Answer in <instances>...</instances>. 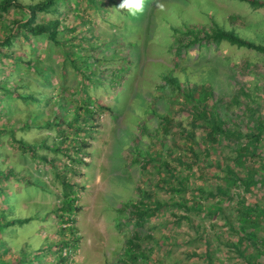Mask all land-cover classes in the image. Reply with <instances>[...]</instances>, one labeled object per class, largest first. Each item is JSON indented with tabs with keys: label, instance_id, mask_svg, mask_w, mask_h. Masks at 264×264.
Returning a JSON list of instances; mask_svg holds the SVG:
<instances>
[{
	"label": "trees",
	"instance_id": "1",
	"mask_svg": "<svg viewBox=\"0 0 264 264\" xmlns=\"http://www.w3.org/2000/svg\"><path fill=\"white\" fill-rule=\"evenodd\" d=\"M101 1L85 0V3L101 9L104 5ZM198 1L195 0V4ZM239 1L248 3L255 9H264V0ZM73 2L74 5L79 4V0ZM106 2L116 3L115 0ZM60 5L66 6L67 2L37 0L23 3L21 0H0V106H4L5 99H12L25 104L29 109L23 119L15 120L10 125L0 121V158L3 140L8 138L10 143L28 153L32 159L51 168L54 181L60 186L61 197L60 204L53 209L60 221L61 237L34 250L37 251L33 252L36 257L25 249L22 250V257L14 263L0 260V264H69L72 260L81 238L75 226V216L81 210V206L77 204V191L82 186L75 178L83 176L80 168L90 165L85 158L91 155L88 149L98 128L94 124L95 117L98 118L104 110H111L110 106L93 99L89 88L105 87L104 82L108 86L113 82L117 84L122 78L121 68L110 73L111 82L103 78L106 69L100 67L113 60L98 52L103 41L100 39L97 44H83L82 38L86 37L83 33L87 29L85 21H80L83 24L81 29L77 28V24L65 23V9ZM172 5L177 9L179 7L176 2ZM10 10L22 15L21 18L5 20L4 15ZM40 14L51 17L43 16L38 20ZM210 21L208 27L200 25L197 30L186 22L185 29L170 26L173 41L169 44L168 52L177 59V69L160 63L162 69L166 70L159 75L160 83L157 87L163 91L168 90L170 94L162 93L159 97L170 105L184 109L190 117V126L187 128L181 120L176 121L170 116V109L165 112L157 111L155 104L151 102L146 104L142 114L152 113L156 119L155 127L150 128L144 119L136 118L131 131L134 138L129 145L130 155L133 156L131 162L141 164L142 167L154 162L155 167H162L171 180L165 187L166 198L136 186L137 200H129L115 207L116 216L121 218L120 222L117 218L119 232L123 233L128 228L127 222L132 227V233L127 237L115 264H148V250L152 247L143 248L142 244L152 242V235L149 234L152 229L150 220L164 209L171 211L172 219L168 220L170 224L183 219L190 223L194 236L187 238L185 242L190 239H195V242L198 239L202 244L197 255L190 252L187 254L199 257L203 260L202 264H230L227 263V257L223 263L215 257V251H220L221 248L214 247L212 243V237L216 240L226 238L222 230L210 234V230L201 223H195L198 221L193 219V215L202 218L218 217L220 226L229 234L222 243L233 253L234 261H239V264H264V97L256 98L242 85L228 98L214 91L213 81L203 79L192 66L184 65L190 47L196 46L199 49L200 46H219L222 42H227L264 55V45L243 38L234 29L220 27L211 17ZM66 34L69 36H65ZM19 36L25 40L45 36L52 44L60 47L63 63L70 66L79 77L76 96L81 104L79 107L69 105L67 95L62 91L54 97L45 88L50 87L49 83H45L47 68L34 58H26L12 50L15 39ZM128 45L133 43L128 42ZM72 48L81 53L71 52ZM10 61L34 71L41 77V85L21 76L15 77L14 71L8 66ZM54 88L58 89V86ZM179 96L182 98L180 103L177 102L180 101ZM46 98L52 101L54 107L44 114L43 101ZM17 122L20 123L19 126L16 125ZM43 128L53 130L55 136L31 142L15 135L17 130ZM143 135H147L153 144L157 143L161 147L163 156L157 157L150 148V143L140 149L139 142ZM3 165L5 164L0 162V199L5 203L13 195L8 191V182L18 172L14 168L5 169ZM198 179L202 181L198 183ZM157 182L160 183V180ZM4 203L0 202V232L16 225L20 227L33 219L23 216L8 217ZM211 223V229L214 225H219V222ZM4 242V238L0 237V247ZM156 243L159 245L158 241ZM158 264L163 263L159 260Z\"/></svg>",
	"mask_w": 264,
	"mask_h": 264
},
{
	"label": "rangeland",
	"instance_id": "2",
	"mask_svg": "<svg viewBox=\"0 0 264 264\" xmlns=\"http://www.w3.org/2000/svg\"><path fill=\"white\" fill-rule=\"evenodd\" d=\"M21 1L29 3L37 0ZM65 1L66 6L60 5L65 9L64 22L77 24V28L81 29L83 24L80 21H85L87 29L83 33V36H86L85 39L82 38L83 44L89 42L97 44L101 39L103 43L98 52L113 58L100 67V69H106L102 75L103 78L110 81V73L118 68H121L122 74L117 84L113 82L108 86L104 82L105 87L89 88L90 96L98 100L100 104L110 106L111 110H104L100 112L98 118L95 117L94 124L98 125V128L94 134V140L91 141L92 145L88 149L91 155L85 158L90 165L80 168L83 176L75 178L76 182L82 186L77 191L79 197L77 204L81 206V210L75 216V226L81 238L79 247L69 264H115L127 237L132 233L131 224L126 223L128 228H125L123 233L118 232V228L116 229L118 233L110 232V227L107 226L105 234H102L93 227L92 218L97 217L99 210L102 211L103 217L108 218L111 215L110 208L114 209L120 203L129 200L136 201V186L158 197L166 198L165 187L171 180L162 167H155L154 162H149L143 167L140 166L141 164L131 162L133 156L130 155L129 145L134 138L131 131L136 118L144 119L150 128L155 127L156 119L152 113L142 114L143 108L151 102L155 104L157 111L165 112L170 109L168 111L170 116L176 121L181 120L185 127L190 126V117L184 109L170 105L159 97L162 93L170 94L168 90L163 91L157 87L160 83L159 75L166 70L162 69V65L177 69L175 65L177 59L168 52L169 44L173 41L170 26L176 25L179 29H185L186 22L197 30L200 25L208 27L211 17L220 27L226 30L234 29L243 38L264 45V9H255L239 0H199L198 4H195V0L190 2L144 0L143 10L132 15L129 11L118 7L122 0H115L114 4L102 0L101 3L104 5L101 9L86 4L85 0H79L78 5H74L73 0ZM174 2L179 4L178 9L172 5ZM21 16L10 10L4 15V19L21 18ZM43 16L51 17L40 14L38 20ZM128 42H132L133 45H128ZM194 47L189 48L184 65L192 66L203 79L213 81L216 93H222L229 98L234 90L243 85L256 98L264 97L263 54L252 49L238 48L227 42H222L219 46L209 44L207 47L200 46L199 49ZM12 50L26 58H34L47 68L45 83H49L50 87L45 88L54 97L62 91L67 95L69 105H74L76 108L81 105L76 97L79 77L70 66L63 63L60 47L52 44L45 36L28 40L19 36L15 39ZM72 51L75 52L76 48H72ZM76 52L81 53L80 50ZM8 66L14 71L15 77L21 76L41 85V77L24 65L10 61ZM54 86H58V89ZM179 98L180 101L177 102L180 103L182 98L180 96ZM47 99L43 101L44 114L54 107L52 101ZM27 110L29 109L25 104L17 100L5 99L4 106H0V121L10 125L15 120L23 119ZM69 110L71 112L72 108ZM16 125L19 126L20 123L17 122ZM197 134L200 133L197 132ZM15 135L17 138L34 142L46 136L54 137L55 132L43 128L29 131L17 130ZM149 143L157 157L163 156L161 147L157 143L153 144L147 135L142 136L139 142L140 149ZM3 145L0 162L5 164L3 165L5 169L14 168L18 175L8 182L10 185L8 191L13 195L5 203L1 199L0 202L6 204L8 217L33 218L20 227L16 225L0 232V237L5 240L0 247L2 248L0 260L14 263L16 259L22 257V250L26 249L29 254H33L37 252L34 250L46 246L48 241L61 237L60 221L53 212V209L61 202L60 186L55 183L49 166L32 159L28 153L10 143L8 138L3 140ZM158 179L160 183L157 182ZM201 181L197 180L198 183ZM38 205L41 206L38 207ZM100 205L103 208L98 207ZM170 213L169 209H164L150 220L149 225L152 229L149 234L152 235V242L142 244L143 248L152 247L148 250V264H158L159 260L163 264H202L203 260L193 256L199 252L202 241L196 239L193 242L195 239H190L185 242L187 238L194 236L192 226L184 219L170 224L168 222L172 219ZM193 219L198 221L195 223H201L210 230V234L213 235L214 232L222 230L224 238L229 237V234L220 226L221 221L217 216L202 218L193 215ZM118 220L120 222L121 218L119 217ZM211 222H219V225L216 227L214 225L211 229ZM95 225L103 224L96 222ZM212 238L213 246L221 248L214 253L217 259L223 263L227 257V263L239 264V261H234L235 258H232L233 253L229 252L226 245L222 243L226 239ZM174 242L181 244H169ZM160 244H163L162 247ZM188 252L193 255L188 256Z\"/></svg>",
	"mask_w": 264,
	"mask_h": 264
},
{
	"label": "crops",
	"instance_id": "3",
	"mask_svg": "<svg viewBox=\"0 0 264 264\" xmlns=\"http://www.w3.org/2000/svg\"><path fill=\"white\" fill-rule=\"evenodd\" d=\"M98 207H102V205H100V206H98ZM103 208V207H102ZM111 210H110V213H111V215L110 216H108V218H107V216H102L103 214H102V211L101 210H99L98 211V215H97V217H93L92 218V225H93V227L96 229H98V231L100 232V233H102V234H105V232H106V230H107V226H109L110 227V232H116V233H118L119 232V230H118V232H117V223H118V220H117V212L115 211V208L114 209H112V208H110ZM104 211H105V209H104ZM96 222H100L101 224H103L104 225V227H103V225H100V226H98V225H95L96 224ZM116 227V228H115ZM106 229V230H105ZM116 230V231H115ZM120 254V253H119ZM118 254V255H119Z\"/></svg>",
	"mask_w": 264,
	"mask_h": 264
},
{
	"label": "clouds",
	"instance_id": "4",
	"mask_svg": "<svg viewBox=\"0 0 264 264\" xmlns=\"http://www.w3.org/2000/svg\"><path fill=\"white\" fill-rule=\"evenodd\" d=\"M144 0H122L118 7L122 10L129 11L132 15H135L136 12L143 10Z\"/></svg>",
	"mask_w": 264,
	"mask_h": 264
}]
</instances>
